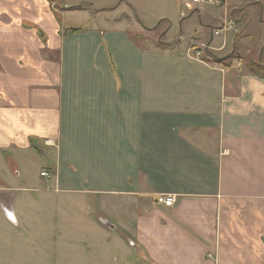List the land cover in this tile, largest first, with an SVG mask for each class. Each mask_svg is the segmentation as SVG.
<instances>
[{"label":"crops","instance_id":"obj_1","mask_svg":"<svg viewBox=\"0 0 264 264\" xmlns=\"http://www.w3.org/2000/svg\"><path fill=\"white\" fill-rule=\"evenodd\" d=\"M135 1L0 0V264H264V0ZM74 198L112 199L95 258Z\"/></svg>","mask_w":264,"mask_h":264},{"label":"rangeland","instance_id":"obj_2","mask_svg":"<svg viewBox=\"0 0 264 264\" xmlns=\"http://www.w3.org/2000/svg\"><path fill=\"white\" fill-rule=\"evenodd\" d=\"M162 2L165 4H168V6L172 5L173 11L170 13L172 16L178 15V12L175 8V4H177V8L180 9L184 8V0H158V4L154 5L152 4L150 7H139L140 3L138 1H135L136 9L132 10V14L136 15L138 18H143L147 21V18L150 17L152 14L157 15L161 11ZM185 9V8H184ZM179 10V9H178ZM186 10V9H185ZM188 11V10H186ZM81 27H85L86 24L82 23L80 25ZM163 30V27L161 26L158 30H156L153 34H148L144 37L138 36V40L141 39L143 42L144 40H148L150 42H153L154 44L158 43V41H163L164 39L161 36V32ZM197 50V48H194ZM204 57H208L210 59L215 60V56H213L211 53H205ZM235 58L234 56H230L226 58L224 61H232V59ZM46 166L43 163L37 162L34 166L30 167V173L34 176L38 182L42 185L47 183V180L44 178H39V172L41 170H45ZM47 173V172H46ZM48 174V173H47ZM89 207L82 205L79 198H74L72 201H67V206L72 207L71 214H66L67 221V234L69 236V239L72 241L81 242L82 245L77 246L76 249L72 250L73 257L75 258H81V251L84 253V256L89 258H95L100 253L98 249L91 248V245L93 242H96L98 240L103 239L100 235L97 234L96 229L98 225L101 224V220L103 218H106L113 223L114 220V214L112 213V199L111 198H105L104 201L99 200H91L89 201ZM106 204L107 206H103ZM71 205V206H70ZM58 208L64 209V206L61 207V205H58ZM66 208V207H65ZM106 216V217H105ZM60 218H65L64 216ZM59 222V217H58ZM104 227V226H102ZM58 232H61V228L58 226ZM113 234V233H111ZM76 243V242H75ZM86 243L87 245H83ZM83 255V254H82ZM112 256V253H111Z\"/></svg>","mask_w":264,"mask_h":264},{"label":"built area","instance_id":"obj_3","mask_svg":"<svg viewBox=\"0 0 264 264\" xmlns=\"http://www.w3.org/2000/svg\"><path fill=\"white\" fill-rule=\"evenodd\" d=\"M186 3V9H190V7H195L197 5H211V6H220L225 3V0H185ZM215 34L218 33V31L214 32ZM195 55L197 57L200 56V52L194 51ZM48 141L45 142L47 144ZM40 176L42 177H48V174L46 172H41ZM155 203L157 205H162L164 207H172L175 203L174 197L172 195H165V194H159L155 196L154 199Z\"/></svg>","mask_w":264,"mask_h":264},{"label":"trees","instance_id":"obj_4","mask_svg":"<svg viewBox=\"0 0 264 264\" xmlns=\"http://www.w3.org/2000/svg\"><path fill=\"white\" fill-rule=\"evenodd\" d=\"M229 57V56H228ZM228 57H225V58H222V59H218V58H216L215 57V61L216 62H222V61H224L226 58H228ZM252 67V70L253 71H255L257 74H259V75H261L263 78H264V70L263 69H261L260 67H258V66H255V65H253V66H251Z\"/></svg>","mask_w":264,"mask_h":264},{"label":"water","instance_id":"obj_5","mask_svg":"<svg viewBox=\"0 0 264 264\" xmlns=\"http://www.w3.org/2000/svg\"><path fill=\"white\" fill-rule=\"evenodd\" d=\"M101 224H102V226H104L105 228H112V226H111V224H110V222L109 221H107V220H101ZM128 244L129 245H131L132 246V242H130V241H128Z\"/></svg>","mask_w":264,"mask_h":264}]
</instances>
